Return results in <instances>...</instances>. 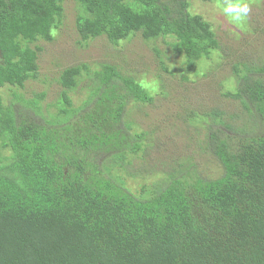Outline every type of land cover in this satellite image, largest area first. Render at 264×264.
Here are the masks:
<instances>
[{
  "label": "trees",
  "instance_id": "obj_1",
  "mask_svg": "<svg viewBox=\"0 0 264 264\" xmlns=\"http://www.w3.org/2000/svg\"><path fill=\"white\" fill-rule=\"evenodd\" d=\"M64 1L0 0V264H264V62L233 63L224 92L257 119L255 134L233 136L217 108L203 117L223 174L191 164L137 195L115 171L145 149L146 132L127 118L153 100L141 81L114 63H83L61 72L54 111L45 92L21 91L39 77L32 44L52 39ZM77 2L85 41L162 39L189 71L221 46L189 0ZM84 80L90 93L75 104Z\"/></svg>",
  "mask_w": 264,
  "mask_h": 264
},
{
  "label": "rangeland",
  "instance_id": "obj_2",
  "mask_svg": "<svg viewBox=\"0 0 264 264\" xmlns=\"http://www.w3.org/2000/svg\"><path fill=\"white\" fill-rule=\"evenodd\" d=\"M189 1L190 10L211 23L221 45L193 71L184 67L183 57L173 53L162 39L147 41L135 33L117 44L105 35L83 40L76 23L80 12L77 0L63 2L62 18L51 28L52 39L39 38L32 44L42 48L38 52L39 77L29 80L21 91L29 97L32 92H45L43 104L52 111L62 91L60 74L71 65L86 63L94 70L104 62L114 63L151 91L152 101L132 104L127 112L133 129L146 132L145 149L128 157L130 164L125 170L115 171L137 195L145 193L144 186L151 189L169 173L191 164L206 178L223 174L217 157L207 148L203 117L212 109L225 112L223 118L235 128L229 130L233 136L235 132L253 135L257 130V119L247 117L249 113L240 103L224 92L235 87L233 63L264 62V0H245L250 12L242 25L233 24L222 12L226 0ZM87 84L84 80L70 92L75 104L88 97ZM1 90L5 97L11 96L8 87Z\"/></svg>",
  "mask_w": 264,
  "mask_h": 264
},
{
  "label": "clouds",
  "instance_id": "obj_3",
  "mask_svg": "<svg viewBox=\"0 0 264 264\" xmlns=\"http://www.w3.org/2000/svg\"><path fill=\"white\" fill-rule=\"evenodd\" d=\"M222 12L233 24L242 25L249 15L250 5L245 0H226Z\"/></svg>",
  "mask_w": 264,
  "mask_h": 264
}]
</instances>
